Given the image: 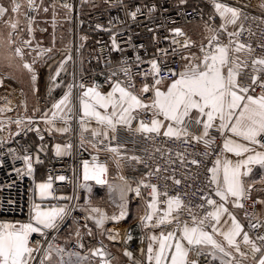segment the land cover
I'll return each instance as SVG.
<instances>
[{"label": "snow or ice", "instance_id": "snow-or-ice-1", "mask_svg": "<svg viewBox=\"0 0 264 264\" xmlns=\"http://www.w3.org/2000/svg\"><path fill=\"white\" fill-rule=\"evenodd\" d=\"M87 3L81 0L82 5ZM117 3L133 23L158 12L154 3ZM187 4L188 0H176L178 10ZM210 6L207 19L202 9H193L203 21L199 41L183 27H168L164 36H153L156 48L147 56L141 53L145 46H137L129 36L126 43L134 50V60L122 56L114 65L111 55L103 58V80L89 83L82 74L88 37L81 36L77 45L60 35L63 46H57L55 3L51 5V40L45 46L35 35L34 15L49 13L43 0H0V23L8 29L6 36L0 35V58L8 68L27 76L34 96L40 93L41 67L47 69L48 77L43 108L37 105L28 115L26 101L13 107L8 100L0 106V132H7L0 136V150L6 149L0 152V168L11 160L16 178L31 181L32 194L27 221H0V264H113L115 257L110 258L104 238L122 245L134 239L130 231L121 235L116 227L133 215V194L142 202L135 218L142 233L140 243L147 244L140 248L139 258L125 247L123 255L129 264H201L198 257H204L205 264H264V41L256 45L259 53L251 42H245L256 35L249 21L257 20L247 14V5L210 0ZM59 7L66 15L74 10V4L66 0ZM259 7L264 13V0ZM109 25H96L100 31L113 33L109 52H126L116 39L122 33L113 31L120 25L111 20ZM257 27L264 35V16ZM148 31L156 30L149 27ZM95 59L99 64L102 57ZM69 68L71 80L67 79ZM14 78L11 73L0 77V87ZM58 89L60 95H54ZM119 131L193 150L186 147L173 155L170 148L156 147L145 158L119 142ZM29 132L41 141L45 132L78 136L79 148L92 158L81 161L84 182L72 181L73 195L59 194L55 187L57 181L68 179L64 175L36 181L35 165L42 163L38 153L43 145L35 156L27 148L8 146ZM73 148L71 142L57 143L55 155H72ZM17 161L23 166L17 167ZM110 161L116 169L111 178ZM125 162L134 172L141 166L144 171L129 177L124 174ZM89 181L107 187L111 213L92 201ZM189 181L196 184L191 193ZM76 186L89 194L83 203ZM3 187L11 189L12 184L0 190ZM188 197H195V202ZM14 203L7 200L9 210ZM77 211L81 217L73 216ZM65 226L67 235L61 243L59 233ZM34 234L40 239L33 240ZM96 235L102 239L95 246L86 245L85 237Z\"/></svg>", "mask_w": 264, "mask_h": 264}, {"label": "built area", "instance_id": "built-area-1", "mask_svg": "<svg viewBox=\"0 0 264 264\" xmlns=\"http://www.w3.org/2000/svg\"><path fill=\"white\" fill-rule=\"evenodd\" d=\"M39 3L40 0H37ZM46 2H49L50 7L53 3L57 5L56 12H57V23L58 22H70L72 25V29L75 35V44L79 45L78 43V34L80 30V35H86L88 37L87 42L83 48V70L82 74L85 77L86 82H92V80L102 81L103 76L100 75V72L103 70V58H107L109 55L112 57L113 64L115 65L121 57H127L129 60H134V50L129 47L126 43L127 38L130 36L132 42L134 44L141 45L143 44L145 48L141 50L142 54H146L147 56H151V54L155 51L156 44L153 41V36H164L166 34L165 29L168 27L173 26H180L187 31V26L200 22L199 15L193 12L194 8L202 9L205 19L211 14V6L210 0H188V4L181 7L179 10L177 9L176 0H123V3L128 6H142L146 2L147 3H154L158 6V12L154 13L151 18L148 17H141L140 22L133 23L126 15V9L121 7L117 0H111L110 4H106L104 0H89L87 5H90V8H84V4H81V0H66V2L74 4V10L71 14L65 13V11L59 7V4L65 2V0H43V4L45 5ZM229 4L242 6L247 5L248 7L245 9L247 14L250 17H257L255 22L249 21L251 24L253 31L256 33L254 36L247 37L245 42H251L253 47L256 48V45L262 41H264V35H261L262 28L257 27L259 24V19L264 16L262 10L260 9L259 5L261 0H226ZM95 4L96 7L91 6ZM167 9V11H165ZM58 11L64 13V15L58 14ZM188 13H193L192 15H188ZM36 16V24L40 18L39 14H34ZM52 22V16L49 18ZM112 21L113 24L120 25L118 28H114V32L122 33V35H117V43L120 44L122 48H126L127 51L124 53L120 52H109L111 47V35L113 33L107 31H100L96 28L97 24L103 25L105 28L110 27L109 21ZM176 20L178 21V25H172L171 21ZM217 22L218 18H217ZM35 24V26H36ZM164 25V27H160ZM151 27L155 29V32H149L148 28ZM188 32V31H187ZM191 36V33L188 32ZM192 37V36H191ZM193 38V37H192ZM195 40V39H193ZM161 47L164 46L162 43ZM257 53L260 52L259 48H256ZM102 57L101 63L97 64L96 57ZM89 59H91V63H89ZM172 57H169L171 60ZM178 59V57H177ZM178 66V65H174ZM146 67V66H145ZM78 73L81 72L79 64L77 65ZM106 87V86H105ZM18 91H15V98H18ZM46 100L41 102L42 106L44 107ZM13 115V114H9ZM14 116V115H13ZM33 132L27 133L26 136L17 137L16 141L8 146L20 149L21 151L23 148H27L28 151L35 156L34 151L31 149L30 144L28 142L29 135ZM0 136H5L4 132H0ZM118 140L120 143L127 145V148L130 152H135V154L143 156L147 158L149 154H151L156 147L160 148H170L172 150L173 155L177 150H183L184 148L188 147L189 150H193L191 146L183 145V144H176L171 141H165L162 139H158L153 143L150 140H144L140 137H133L130 134L126 133L125 131H119L117 133ZM72 143L74 148L72 150V155L57 157L54 156L50 160H46L45 157H40L42 160V164H44V177L43 180H46L49 175L53 177L58 175H64L68 179L60 182L57 181L55 183V187L58 188V191L61 189H65L69 191L70 195H73L74 192V183L72 181H76L77 184L79 183L80 178V170L82 167L81 161L83 159L91 160V155L89 152H84L82 149L79 148V139L78 136L71 134ZM200 150H202V146H199ZM6 151V149L0 150V152ZM82 153V154H81ZM94 154V153H93ZM103 154V153H102ZM159 154H157L158 156ZM5 159H7L5 157ZM11 160L5 164L3 168H0V186L12 184V188L8 189L7 187H3L0 190V201H3V205L0 206V221H27L28 219V210H29V200L31 197V192L29 191L31 186V181L25 177L22 182H20L16 178L15 172L12 171L11 167ZM163 163V161H161ZM17 167H22V162H16ZM36 168V165H35ZM144 171L143 167L141 166L139 172H134L131 167L127 165L125 162V172L124 174L132 177L133 175H139L140 172ZM195 171V170H194ZM11 173V175H9ZM36 173V172H35ZM179 176V173H177ZM36 178V175H35ZM16 181L13 183V181ZM37 181V179H36ZM40 182V181H37ZM189 183H193L192 188H187V191L190 193L196 187V184L193 181H189ZM186 187V185L184 186ZM78 186L75 187V192L77 193ZM147 195V193H145ZM11 198L15 201L14 205L11 206V210H9V206L7 204V200ZM192 199L194 202L196 200L195 197H188ZM260 206H257V214L260 213ZM251 211V209H250ZM75 217H81L80 213H73ZM242 221L247 224V221L244 220L243 216ZM82 223V221H81ZM137 220L131 221L124 229L122 235L125 231H130L134 237V239L128 242L126 245L116 244L112 245L104 240V243L108 246L107 251L110 252L112 257H115L113 264L117 259V250L116 248L124 250L125 247L129 250L133 251L135 254L138 253L141 243L140 237L142 233L140 232L139 228L137 227ZM68 225L72 224V220L69 219L67 222ZM62 230L67 231V226ZM40 239L37 235H34L33 240ZM102 239L101 237L96 238H89L85 237V243L88 246H95L97 242ZM197 259L200 260L202 264H205L204 257H198Z\"/></svg>", "mask_w": 264, "mask_h": 264}, {"label": "crops", "instance_id": "crops-1", "mask_svg": "<svg viewBox=\"0 0 264 264\" xmlns=\"http://www.w3.org/2000/svg\"><path fill=\"white\" fill-rule=\"evenodd\" d=\"M4 3H7L8 0H3ZM44 6H48L50 8L49 13H43L41 14L42 19L39 20L35 26L36 28V36L39 40L43 41V43H50L51 40V34L53 31L52 28V22L51 20H49V18L52 16L51 15V7L49 2H46ZM84 8H90V5H85ZM58 14L64 15V13H61V11H58ZM21 23L23 26V18L21 17ZM70 25V27H72L70 22H58L56 25V34L58 35L59 30L62 29L63 31L66 30V26ZM200 27V30L198 33L196 32H190L191 36L193 37V39H195L196 41H199L202 38V31H203V21H200L198 23ZM192 24V25H195ZM190 25V26H192ZM64 29H63V28ZM189 26H187L188 28ZM47 29V31H42V29ZM8 32V29L6 28L5 25H3L2 23H0V35L6 36ZM58 32V33H57ZM66 34V33H65ZM49 38V39H48ZM59 36H57V46L58 47H62L63 45L60 43L59 41ZM65 40L68 42V40L65 38ZM72 42V41H70ZM48 44H45L48 45ZM13 74L14 75V79H6L4 81L5 86L4 87H0V106H3L5 103H7L8 100H13L16 99L15 98V91H18V98L16 99V103L15 101L13 102L15 104L14 107H16L17 105L23 103L24 101L27 102V107H28V115L32 114V111L35 107H37V105H39L40 108H43L41 102L42 100H47V83H48V77H47V69L41 67V73L43 74V79L42 81L38 82V86L40 87V93L38 96H34L31 92V88H30V84L29 81L27 79V76L19 71H15L14 69L8 68L7 67V62L5 60H3L2 58H0V77L5 76L6 74ZM68 80H71V68H69V76L67 77ZM54 95L59 96L60 95V90L58 89L56 91V93H54ZM39 100H41V102L39 103ZM18 111L20 112L21 115H24V111L23 108H19ZM13 115H15V113H11ZM39 115V114H37ZM40 127L43 129V125L41 124ZM4 134L6 135L7 132L5 131ZM45 139L44 141H41L39 139V137L36 135L35 132L31 133V140L34 144V154H37V150L40 148L41 145H43V151H39V156L43 157V155H49V156H56L55 155V145L57 143L61 144L62 146L66 143L71 142L72 143V137L71 134H59V133H55L53 135H48V133H44ZM73 150V149H72ZM68 156V155H65ZM101 160L105 159V155L101 154L100 156ZM110 163V173H109V178H111V176H114L116 174V169H115V164L112 163L111 161ZM37 165V164H36ZM37 168V166H36ZM41 172H38V174H40ZM80 176H81V181H83V176H82V167L80 170ZM44 175V172H43ZM254 178H258V177H254ZM37 181H43V179H38ZM59 194H64V195H70L69 191L65 190V189H61L59 190ZM133 200H135L136 202L141 204L142 207V202L139 201L138 199H136L134 197L133 194ZM242 219V217H241ZM133 220H136V218L134 219H130L127 221H122L119 225H117L116 227L119 229V231L121 232V235L125 229V227ZM112 224L107 225V227H112ZM35 235V234H34ZM67 235V231L65 230H61V232L59 233V239L61 241V243H63L64 237ZM34 237V236H33ZM96 237H100L99 235H96ZM95 237V238H96ZM102 238V237H101ZM105 241H107L108 243L112 244V245H116L113 244L112 242H109L106 238H104ZM147 241H145L144 245H141V247H146ZM140 247V248H141ZM117 251V259L115 261V264H129L127 257H125L123 255V251L122 249L116 248ZM140 255V249L138 251V253L135 254L136 258H139ZM202 264V263H201Z\"/></svg>", "mask_w": 264, "mask_h": 264}, {"label": "rangeland", "instance_id": "rangeland-1", "mask_svg": "<svg viewBox=\"0 0 264 264\" xmlns=\"http://www.w3.org/2000/svg\"><path fill=\"white\" fill-rule=\"evenodd\" d=\"M86 4H84V6H85ZM41 14H42V11L40 12V18H42L41 17ZM199 25L198 24H195V25H192V26H189L188 28H187V31L188 32H196V33H198L199 32V30H200V27H198ZM63 28V27H62ZM64 29V28H63ZM58 33V32H57ZM66 33V34H65ZM35 35H36V32H35ZM60 35H63L67 40H68V42H70V41H75V33H74V31H73V29H72V27H70V25L68 24L67 26H66V30H62V29H60L59 30V33H58V35L57 36H59L60 37ZM81 36H84V35H80V30H79V34H78V38H77V40H78V43L80 44L81 43V40H80V37ZM37 37V36H36ZM49 39V38H48ZM59 39V38H58ZM45 44H48V43H43V45H45ZM16 99H13L11 102H12V106L14 107L15 106V104L13 103L14 101H15ZM43 101V100H42ZM41 102V100H39V103ZM15 103H16V101H15ZM15 116V115H14ZM13 131H15V126H13V129H12ZM71 134V133H70ZM81 175V174H80ZM84 181H81V176H80V178H79V183H83ZM89 184H91V193H90V198L92 199V201L94 202V203H97V204H100L102 207H105L106 209H107V211H109L110 213L113 211V206L112 205H110L107 201H108V199H109V196H108V189H107V187L106 186H101V185H96L95 184V182L94 181H89L88 182ZM76 194H78V195H80L81 196V203H83V199H84V197L85 196H87V195H89L88 193H85V192H83V190L82 189H79L78 188V190H77V193ZM141 206V204L140 203H138V202H136L135 200H133L132 199V203H131V205H130V207L132 208V211H133V215L130 217V219H135V217L139 214V213H137L136 212V208H137V206ZM77 213H80V212H78L77 211ZM81 214V213H80ZM82 215V214H81ZM117 251H118V249H117ZM209 264H210V262H209Z\"/></svg>", "mask_w": 264, "mask_h": 264}, {"label": "trees", "instance_id": "trees-1", "mask_svg": "<svg viewBox=\"0 0 264 264\" xmlns=\"http://www.w3.org/2000/svg\"><path fill=\"white\" fill-rule=\"evenodd\" d=\"M28 142H29V144H30L31 149L34 151L35 149H34V144H33L32 140H31V134L29 135ZM43 157H45V159H46L47 161L50 160V159L52 158V156H49V155H43ZM36 166H37V168H36V173H35V175H36V179H37V180H38V179H43V177H44V176H43V172H44V164L40 163V164H37ZM38 172H41V173L38 174Z\"/></svg>", "mask_w": 264, "mask_h": 264}]
</instances>
